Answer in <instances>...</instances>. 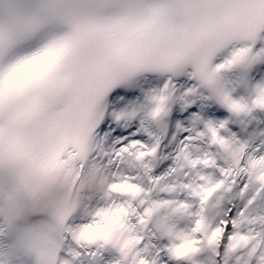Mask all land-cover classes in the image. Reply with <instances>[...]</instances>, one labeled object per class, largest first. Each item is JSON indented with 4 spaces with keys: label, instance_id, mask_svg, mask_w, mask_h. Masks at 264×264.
Here are the masks:
<instances>
[{
    "label": "snow or ice",
    "instance_id": "obj_1",
    "mask_svg": "<svg viewBox=\"0 0 264 264\" xmlns=\"http://www.w3.org/2000/svg\"><path fill=\"white\" fill-rule=\"evenodd\" d=\"M0 264H264V0H0Z\"/></svg>",
    "mask_w": 264,
    "mask_h": 264
}]
</instances>
